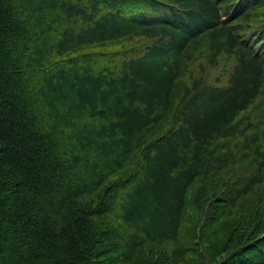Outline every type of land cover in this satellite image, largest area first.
Here are the masks:
<instances>
[{
	"label": "trees",
	"instance_id": "obj_1",
	"mask_svg": "<svg viewBox=\"0 0 264 264\" xmlns=\"http://www.w3.org/2000/svg\"><path fill=\"white\" fill-rule=\"evenodd\" d=\"M0 264H264V0H0Z\"/></svg>",
	"mask_w": 264,
	"mask_h": 264
}]
</instances>
